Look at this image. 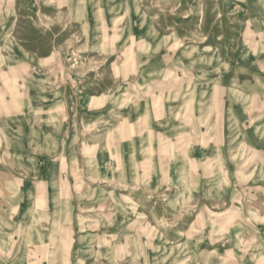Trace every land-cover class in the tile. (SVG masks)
I'll use <instances>...</instances> for the list:
<instances>
[{"label": "rangeland", "instance_id": "374dc122", "mask_svg": "<svg viewBox=\"0 0 264 264\" xmlns=\"http://www.w3.org/2000/svg\"><path fill=\"white\" fill-rule=\"evenodd\" d=\"M41 57L58 66L50 72L69 95L110 86L118 106L126 87L129 115L132 95L150 94L145 83L155 68L160 114L174 79L199 64L211 71L216 60L224 74L231 64L240 78L252 73L254 84L240 88L264 95V0H0V256L28 253L29 264H61L52 254H86V264H264V209L235 198L230 182L216 186L213 167L210 180L176 172L201 160L185 135L175 146L164 136L139 150L137 169L126 173L113 127L109 148L70 136L66 122L51 154L62 162L42 173L25 166V153L45 154L23 149L24 139L39 143L31 119L40 116L29 103L38 90L29 94L25 83L44 72ZM119 199L128 213L117 212Z\"/></svg>", "mask_w": 264, "mask_h": 264}, {"label": "crops", "instance_id": "0c3cea01", "mask_svg": "<svg viewBox=\"0 0 264 264\" xmlns=\"http://www.w3.org/2000/svg\"><path fill=\"white\" fill-rule=\"evenodd\" d=\"M184 52H187L186 48ZM49 59L37 58L40 71L44 70L39 72L43 78L41 76L38 79L30 78L25 83L29 87V94L32 93L31 90H38L37 94L29 96V103L34 113L38 112L40 116L39 119L33 117L31 121L38 124L41 129L35 133L31 130L33 135L38 134L39 143L32 145L35 141L24 139L23 149L37 148L45 153L43 156L41 152L38 157L30 155V152L25 153L22 156L25 166L37 168L42 173L45 170L43 166L46 167L47 164L55 166L62 162L61 156L51 159V154L54 155L53 152L59 147L66 122L70 124L72 132L70 136L79 133L80 140H86L88 144L100 143L109 148L112 140H108L107 136L113 127L114 132L118 134V139L113 140V144L117 145L122 153V165L126 173L137 169V163L134 161L140 155L136 154L139 150L144 152L150 149V146L152 148L154 144H158L159 138L164 136L170 138L175 146L178 137L185 135L186 148L193 152L192 155H198L201 160L198 164L191 160L188 165L178 166L176 172L183 175L182 173H186L187 170L190 176L198 171L199 181H202L203 177L210 180L212 173L210 169L213 167L216 186H220L219 182L221 184L224 181L230 182L231 187L236 188L230 191L235 198H245L247 205L257 204L264 209V110L262 113L256 112L257 105L264 107V95H255L254 92L240 88L254 84L253 78L248 77L252 76V73H246L247 78H240L231 64L228 68L230 71L226 70L224 74L222 64L218 67L217 60L216 64L214 63L216 68L211 71L202 70L199 64L191 68L194 71L188 74L190 77L182 78L180 83H175L176 79L173 80L172 95L169 91L162 105L166 111L160 114L158 100L152 94L153 87L158 86L156 76L159 70L155 68V73L150 72V79L145 83L146 88L150 89V94H145V97L141 98L132 95L134 113L129 115L131 111L127 106L126 87L119 88L118 106L111 105L110 86H103L104 90L98 91V85L92 90L88 85L85 89L82 88L81 94L77 97L74 96L75 93L73 96L69 95L67 88L57 84L58 73L54 76L50 72L56 70L58 66L50 63ZM22 64L26 69V63ZM189 64L192 66L197 63ZM45 70L50 72L48 77L45 76ZM51 81L55 82L53 87L49 85ZM164 114L171 119L163 123L160 122V115ZM136 118H141L140 124ZM132 120L134 121L131 123ZM132 131L139 136L137 141H133L132 137L128 141ZM157 174L156 171L153 178L155 183L158 181ZM24 194L29 196L25 191L23 192L25 197ZM120 204L128 206L119 199L117 212L128 213L125 211L126 207L123 206L122 209ZM260 217L264 218V214ZM262 240L264 244V239ZM10 245H15V242ZM27 256L29 258L28 253ZM27 256L7 253L0 256V264L21 262L29 264ZM50 256L54 258L51 261L60 260L61 264H74L75 256L78 257L76 264H86L90 260L86 254Z\"/></svg>", "mask_w": 264, "mask_h": 264}]
</instances>
